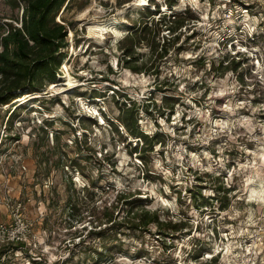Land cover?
Instances as JSON below:
<instances>
[{
  "label": "rangeland",
  "instance_id": "rangeland-1",
  "mask_svg": "<svg viewBox=\"0 0 264 264\" xmlns=\"http://www.w3.org/2000/svg\"><path fill=\"white\" fill-rule=\"evenodd\" d=\"M174 14L185 26L161 33L166 56L151 35L134 48L144 72L120 64L132 26L174 28ZM21 16L0 0V36ZM62 19L57 84L0 107V222L22 203L32 223L0 264H264V0H75ZM130 99L157 141L119 125ZM142 210L185 226L89 234Z\"/></svg>",
  "mask_w": 264,
  "mask_h": 264
},
{
  "label": "trees",
  "instance_id": "trees-1",
  "mask_svg": "<svg viewBox=\"0 0 264 264\" xmlns=\"http://www.w3.org/2000/svg\"><path fill=\"white\" fill-rule=\"evenodd\" d=\"M75 0H6L13 9H22L20 26H15L13 22H7L8 29L0 36V107L9 105L20 96L39 93L48 86L54 84L61 75V67L67 66L68 54V34L72 23L62 19V15L68 11L74 4ZM176 3L168 2V7L175 6ZM85 6H82L83 8ZM159 13V6L156 15ZM164 15L154 25L147 21L140 22L139 26L134 25L131 28V35H128L121 46L122 57L120 64L135 73L144 72L137 65V59L134 48L140 47L145 42L149 44L150 37L153 35L155 46L150 45L152 52L157 53L161 57L168 53V45L171 42L169 38L160 39L161 33L165 30L169 32L177 31L185 26L184 19L174 14V28H169L168 22ZM171 16V15H170ZM60 19V20H59ZM19 19H17V22ZM1 26V25H0ZM69 27V28H68ZM75 30V29H73ZM174 41H178V37ZM177 43V42H176ZM65 61V62H64ZM57 84V83H56ZM169 98V97H166ZM129 107L126 102L117 103L120 107V115L116 119L119 125L133 137L144 140L148 145V139L151 142L158 140V135L145 134L137 125V115L141 106L137 107L130 99ZM149 105V104H148ZM142 109H148V106H142ZM18 107L10 111L8 121L14 120V115ZM50 123H53L50 122ZM48 123L49 125H51ZM113 130L119 133V125L111 121ZM16 138V139H15ZM13 139L18 140L17 137ZM58 141V139H57ZM87 145V141H85ZM59 148L60 143H57ZM143 149V148H142ZM137 150V148L135 149ZM65 154L61 152L58 157L59 165H63ZM130 194L122 192L119 195L120 200H126ZM131 204L134 201H127ZM132 223L122 221L117 223L112 216H106L107 224L104 229L97 230L92 228L89 234L97 238L105 239L108 232H119L122 229L149 231L150 226L154 225L159 232L168 233V231L178 232L185 226L181 221L174 223L173 221H162L160 215L156 212L142 210L140 213L134 214ZM101 226V225H100ZM17 245L0 246V259H2L10 250H14ZM103 255V253H100Z\"/></svg>",
  "mask_w": 264,
  "mask_h": 264
},
{
  "label": "built area",
  "instance_id": "built-area-1",
  "mask_svg": "<svg viewBox=\"0 0 264 264\" xmlns=\"http://www.w3.org/2000/svg\"><path fill=\"white\" fill-rule=\"evenodd\" d=\"M11 223L0 222V244L2 245H20L23 244L31 233L32 223L23 218L21 210L22 203H16L11 206Z\"/></svg>",
  "mask_w": 264,
  "mask_h": 264
}]
</instances>
